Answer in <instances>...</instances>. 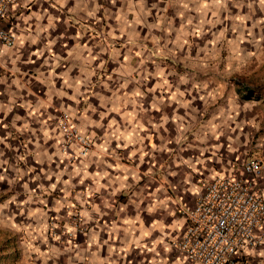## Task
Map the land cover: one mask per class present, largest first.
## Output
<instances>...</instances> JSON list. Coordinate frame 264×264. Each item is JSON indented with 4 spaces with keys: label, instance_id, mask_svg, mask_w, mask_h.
<instances>
[{
    "label": "crops",
    "instance_id": "obj_1",
    "mask_svg": "<svg viewBox=\"0 0 264 264\" xmlns=\"http://www.w3.org/2000/svg\"><path fill=\"white\" fill-rule=\"evenodd\" d=\"M176 1L179 11L199 3ZM173 8L174 0H17L0 20L15 37L12 47L0 45V138L17 143L9 161L29 195L40 196L30 229L46 233L47 214L79 210L91 260L198 264L172 245L186 223L179 210L193 205L205 180L247 178L246 159L262 162L254 190L264 197V90L236 86L251 108L245 117L235 112L224 132L217 112L192 120L168 107L172 83L150 46ZM131 72L135 81L125 87ZM60 111L93 141L74 163L60 147ZM261 230L248 264L264 260V222ZM47 242L57 251L55 238Z\"/></svg>",
    "mask_w": 264,
    "mask_h": 264
},
{
    "label": "rangeland",
    "instance_id": "obj_2",
    "mask_svg": "<svg viewBox=\"0 0 264 264\" xmlns=\"http://www.w3.org/2000/svg\"><path fill=\"white\" fill-rule=\"evenodd\" d=\"M176 4L174 0L170 24L159 27L164 30L150 46L154 51L148 49L155 63L167 69L163 78L172 83L168 88L173 101L168 107L173 114L188 111L194 115L192 120L203 112L204 119H213L211 113L217 112L216 124L224 132L235 112L245 117L246 109L251 108V102L240 97L243 89L236 86L264 90V0H199L198 5L191 3L183 11L177 10ZM105 44L109 48L110 43ZM123 76L125 87H132L135 74ZM134 91L130 89L131 95ZM2 140L0 264H146V260L130 255L125 260H91L84 218L70 207L63 206L60 216L46 215V233L30 229L36 225L30 210L40 196L29 195L31 186L21 181L22 171L9 161L17 153V143ZM42 238H55L57 251L54 244L41 243ZM255 264H264V260Z\"/></svg>",
    "mask_w": 264,
    "mask_h": 264
},
{
    "label": "built area",
    "instance_id": "obj_3",
    "mask_svg": "<svg viewBox=\"0 0 264 264\" xmlns=\"http://www.w3.org/2000/svg\"><path fill=\"white\" fill-rule=\"evenodd\" d=\"M17 0H0V20ZM15 37L0 27V45L12 47ZM61 135V150L67 162L85 158L93 148L92 138L83 133L65 111L55 117ZM247 178L215 176L202 183L193 205L182 208L185 226L172 245L191 262L198 264H248L249 251L263 242L264 199L254 190L261 176L258 158L241 163Z\"/></svg>",
    "mask_w": 264,
    "mask_h": 264
}]
</instances>
